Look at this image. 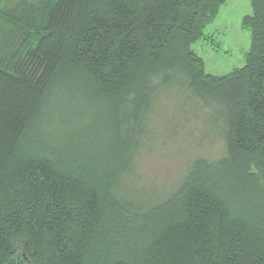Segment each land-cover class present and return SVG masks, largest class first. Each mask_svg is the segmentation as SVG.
I'll use <instances>...</instances> for the list:
<instances>
[{
	"label": "trees",
	"instance_id": "trees-1",
	"mask_svg": "<svg viewBox=\"0 0 264 264\" xmlns=\"http://www.w3.org/2000/svg\"><path fill=\"white\" fill-rule=\"evenodd\" d=\"M225 1L41 0L7 18L30 38L0 63V264H264V0L242 18L243 66L213 75L191 49ZM174 92L208 108L223 151L156 196L135 159Z\"/></svg>",
	"mask_w": 264,
	"mask_h": 264
},
{
	"label": "rangeland",
	"instance_id": "rangeland-1",
	"mask_svg": "<svg viewBox=\"0 0 264 264\" xmlns=\"http://www.w3.org/2000/svg\"><path fill=\"white\" fill-rule=\"evenodd\" d=\"M40 1L0 0V63L13 58L20 42L30 38L7 18L20 22L24 15H33ZM251 12L250 0H226L205 25L203 36L192 43L191 49L202 58L207 72L226 75L244 65L250 33L241 23L243 16ZM66 101H59L58 105H72ZM207 111L208 108L183 105L182 97L175 92L161 96L149 121V137L135 159L137 187L148 194H165L180 181L195 158L220 156L222 139L205 134L203 114Z\"/></svg>",
	"mask_w": 264,
	"mask_h": 264
}]
</instances>
